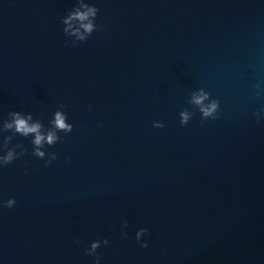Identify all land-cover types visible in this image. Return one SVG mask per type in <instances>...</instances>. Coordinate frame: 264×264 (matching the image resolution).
Listing matches in <instances>:
<instances>
[{"label": "water", "instance_id": "1", "mask_svg": "<svg viewBox=\"0 0 264 264\" xmlns=\"http://www.w3.org/2000/svg\"><path fill=\"white\" fill-rule=\"evenodd\" d=\"M85 2L100 31L73 48L76 0H0V126L60 104L73 125L47 168L32 137L9 145L27 154L0 169V264H94L105 238L101 264H264V0ZM200 88L218 119L187 103Z\"/></svg>", "mask_w": 264, "mask_h": 264}, {"label": "clouds", "instance_id": "2", "mask_svg": "<svg viewBox=\"0 0 264 264\" xmlns=\"http://www.w3.org/2000/svg\"><path fill=\"white\" fill-rule=\"evenodd\" d=\"M76 5L61 20L64 26L63 33L65 37L70 38V40L65 41V44L73 48L79 47V44L86 42L94 32L100 31V26L95 23L99 9L90 3H86L85 0H76ZM255 87L261 89L260 84H256ZM261 92H264V89H261ZM261 92H257V95H261ZM187 103L200 113L201 123L209 119L215 120L219 118L220 101L212 98L211 94L203 88L193 91ZM64 108L65 105L63 104L58 106V110L53 113V118L49 121V127L47 128L41 121H34L31 113L25 114L10 111L8 119L4 120L2 126H0V133H11V135L3 136V139L0 140V169L13 164L16 160L27 154V149L22 144L17 143L13 147H9L17 135L24 138L32 137L30 140L33 146L32 156L44 160V167H50L52 162L57 159V155L54 152H46L44 150L45 147H53L58 142L63 141V138L58 133L62 132L68 135L73 131V125L67 122V115L62 110ZM89 110H91V106H89ZM260 113H264V108L260 109ZM254 115L259 119V113H254ZM192 116L193 112H190L187 108L181 111L179 113L181 126L187 125ZM153 127L163 128L165 125L160 122H153ZM15 204L16 200L10 198L7 201L0 202V207L11 209ZM127 226V221H124L122 227L127 228ZM147 232V228H141L135 234V239L141 248L148 247L147 241L142 242V237ZM122 235L124 238H128L126 232L122 233ZM74 243L80 244L82 241L77 239ZM108 244L107 238L103 240L97 239L91 242L90 247L85 250V255L94 257V264H101L102 257L97 250L102 245L107 246Z\"/></svg>", "mask_w": 264, "mask_h": 264}]
</instances>
